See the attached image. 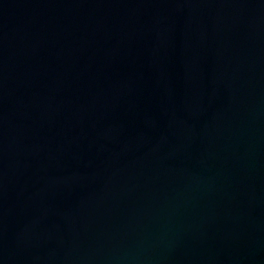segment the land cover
<instances>
[{"label":"water","instance_id":"95a60500","mask_svg":"<svg viewBox=\"0 0 264 264\" xmlns=\"http://www.w3.org/2000/svg\"><path fill=\"white\" fill-rule=\"evenodd\" d=\"M0 264H264V0H0Z\"/></svg>","mask_w":264,"mask_h":264}]
</instances>
